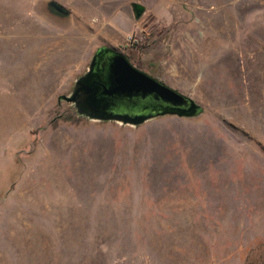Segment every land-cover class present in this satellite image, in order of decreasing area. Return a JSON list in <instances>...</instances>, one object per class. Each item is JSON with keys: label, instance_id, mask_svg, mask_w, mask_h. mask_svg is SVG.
<instances>
[{"label": "rangeland", "instance_id": "obj_1", "mask_svg": "<svg viewBox=\"0 0 264 264\" xmlns=\"http://www.w3.org/2000/svg\"><path fill=\"white\" fill-rule=\"evenodd\" d=\"M47 1L0 0V264H264V0ZM100 47L202 113L79 117Z\"/></svg>", "mask_w": 264, "mask_h": 264}, {"label": "water", "instance_id": "obj_2", "mask_svg": "<svg viewBox=\"0 0 264 264\" xmlns=\"http://www.w3.org/2000/svg\"><path fill=\"white\" fill-rule=\"evenodd\" d=\"M131 7L135 18H139L143 7L138 3H132ZM45 8L59 19L70 16L69 11L54 0L47 1ZM104 56H107L105 72L98 77L94 66L96 60ZM60 100L73 105L79 117L133 126L160 116L197 117L203 111L190 97L134 67L121 52L102 47L95 52L88 70L76 80L70 94L59 96L58 102ZM144 102H158L160 108L143 110ZM156 111L158 114L153 113Z\"/></svg>", "mask_w": 264, "mask_h": 264}, {"label": "flooded vegetation", "instance_id": "obj_3", "mask_svg": "<svg viewBox=\"0 0 264 264\" xmlns=\"http://www.w3.org/2000/svg\"><path fill=\"white\" fill-rule=\"evenodd\" d=\"M101 48V47H100ZM102 48H108V49H112V50H114V51H117V52H119L118 50H116V49H114V48H109V47H102ZM99 49V48H98ZM97 49V50H98ZM97 50H96V52H97ZM95 54V53H94ZM93 54V55H94ZM93 57V56H92ZM126 57V56H125ZM127 58V57H126ZM92 59V58H91ZM127 60L133 65V63L127 58ZM106 62H107V56H104V57H102V58H98L97 60H96V63H95V66H94V68H95V74L98 76V77H102L103 76V74H104V72H105V66H106ZM134 67H136L135 65H133ZM137 68V67H136ZM137 69H139V68H137ZM88 70V69H87ZM86 70V71H87ZM140 70V69H139ZM85 71V72H86ZM85 72H84V74H85ZM133 100V99H132ZM142 107H143V110H145V109H147V108H149V109H151V108H153L154 110H156V109H159L160 108V103H158V102H154V103H147V102H144V104H142ZM158 112L159 111H156V112H153L154 114H158Z\"/></svg>", "mask_w": 264, "mask_h": 264}, {"label": "crops", "instance_id": "obj_4", "mask_svg": "<svg viewBox=\"0 0 264 264\" xmlns=\"http://www.w3.org/2000/svg\"><path fill=\"white\" fill-rule=\"evenodd\" d=\"M146 73H147V72H146ZM147 74L150 75L149 73H147ZM150 76H152V77L158 79L159 81H161L162 83H164V84L167 85V86H172V84L169 83V82L166 81V80L160 79V78H158L157 76H154V75H150ZM168 80H169V79H168ZM178 92H179V91H178ZM179 93L184 94L183 92H179Z\"/></svg>", "mask_w": 264, "mask_h": 264}]
</instances>
